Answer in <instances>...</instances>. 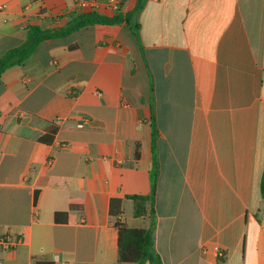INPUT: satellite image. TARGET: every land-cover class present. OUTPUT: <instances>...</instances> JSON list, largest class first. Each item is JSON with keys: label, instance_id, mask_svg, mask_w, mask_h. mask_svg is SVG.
I'll use <instances>...</instances> for the list:
<instances>
[{"label": "crops", "instance_id": "crops-1", "mask_svg": "<svg viewBox=\"0 0 264 264\" xmlns=\"http://www.w3.org/2000/svg\"><path fill=\"white\" fill-rule=\"evenodd\" d=\"M77 1L0 0V58L30 26L136 0ZM139 23L140 42L125 23L89 26L3 75L0 238L22 243L0 264H125L110 202L129 228L151 227V204L136 217L128 199L151 194V95L162 263L264 264V0H149Z\"/></svg>", "mask_w": 264, "mask_h": 264}, {"label": "trees", "instance_id": "trees-1", "mask_svg": "<svg viewBox=\"0 0 264 264\" xmlns=\"http://www.w3.org/2000/svg\"><path fill=\"white\" fill-rule=\"evenodd\" d=\"M149 0H136L134 7L125 14L107 16L95 11L86 13H75L65 19L63 26L54 29H42L39 26H30L27 29L25 42L16 48L7 51L0 58V84L2 77L9 69L24 65L35 53L37 48L45 41L64 39L72 34L94 25L114 26L125 23L140 42L139 15L144 10ZM153 88L151 87V92ZM151 127H152V153L153 165L150 172L151 194L149 196H130L129 200L134 203V215L145 216L148 213L147 203L151 204L150 215L152 224L149 229L129 228L119 220L123 215V200L112 199L110 202V216L116 218L114 223L118 230L119 262L125 264H163L155 249V231L157 225L154 203L156 199L157 184L160 173L158 156L159 131L154 114L153 96L151 95ZM55 128L48 129L47 133L40 139L42 143L51 144ZM261 194L264 199V178L261 184ZM82 209L81 203H71L70 209ZM58 218V215H57Z\"/></svg>", "mask_w": 264, "mask_h": 264}, {"label": "built area", "instance_id": "built-area-1", "mask_svg": "<svg viewBox=\"0 0 264 264\" xmlns=\"http://www.w3.org/2000/svg\"><path fill=\"white\" fill-rule=\"evenodd\" d=\"M77 3L82 7H91L94 8L92 4H90L87 0H78ZM122 0H109L110 8L114 12H119L121 9ZM60 120H56L55 123L59 122ZM79 128H84L85 123H81L78 125ZM20 243H22V238L13 236L11 234H6L0 238V251L2 250H12L16 248ZM222 256V254H219ZM54 264H66L62 261L58 256L54 258Z\"/></svg>", "mask_w": 264, "mask_h": 264}]
</instances>
